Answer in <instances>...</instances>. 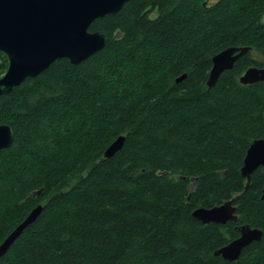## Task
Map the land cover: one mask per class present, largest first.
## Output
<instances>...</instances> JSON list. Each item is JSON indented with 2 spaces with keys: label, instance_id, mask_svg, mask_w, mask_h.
Segmentation results:
<instances>
[{
  "label": "trees",
  "instance_id": "obj_1",
  "mask_svg": "<svg viewBox=\"0 0 264 264\" xmlns=\"http://www.w3.org/2000/svg\"><path fill=\"white\" fill-rule=\"evenodd\" d=\"M90 31L108 36L104 49L0 98L15 133L0 151V245L43 205L0 264H264V171L248 189L241 174L264 139V81L240 83L264 67V0H130ZM231 47L250 51L208 87ZM234 198L237 222L192 216ZM245 224L262 239L237 261L216 256Z\"/></svg>",
  "mask_w": 264,
  "mask_h": 264
},
{
  "label": "water",
  "instance_id": "obj_2",
  "mask_svg": "<svg viewBox=\"0 0 264 264\" xmlns=\"http://www.w3.org/2000/svg\"><path fill=\"white\" fill-rule=\"evenodd\" d=\"M130 0H0V53L8 58V69L0 78V98L45 72L60 59L77 65L104 49L108 36L90 27L97 19L117 14ZM250 51L249 47H231L212 59L207 81L214 86L221 74L233 69L235 63ZM183 75L178 81L183 80ZM264 81V67H251L241 76L240 83L252 85ZM15 140L11 126L0 125V151L10 148ZM125 136L117 138L105 151V158L113 157L124 145ZM262 167L264 171V139L255 140L244 159L241 174L247 179ZM261 198L264 200V190ZM236 198L213 208L200 207L192 216L202 224L226 225L237 222ZM43 211L35 207L27 218L0 245L2 257L23 231L33 224ZM240 236L215 252L228 261H237L242 251L263 237V231L249 224L236 228Z\"/></svg>",
  "mask_w": 264,
  "mask_h": 264
},
{
  "label": "flooded vegetation",
  "instance_id": "obj_3",
  "mask_svg": "<svg viewBox=\"0 0 264 264\" xmlns=\"http://www.w3.org/2000/svg\"><path fill=\"white\" fill-rule=\"evenodd\" d=\"M260 168L262 169V167H260ZM260 168H259V169H260ZM246 180H247V179H246ZM263 190H264V189H263ZM235 204H236V202H235ZM228 223H229V222H228ZM239 236H240V235H239Z\"/></svg>",
  "mask_w": 264,
  "mask_h": 264
},
{
  "label": "rangeland",
  "instance_id": "obj_4",
  "mask_svg": "<svg viewBox=\"0 0 264 264\" xmlns=\"http://www.w3.org/2000/svg\"><path fill=\"white\" fill-rule=\"evenodd\" d=\"M3 54V53H2ZM8 59V58H7ZM9 64V63H8ZM3 76V75H2ZM1 78V77H0Z\"/></svg>",
  "mask_w": 264,
  "mask_h": 264
}]
</instances>
